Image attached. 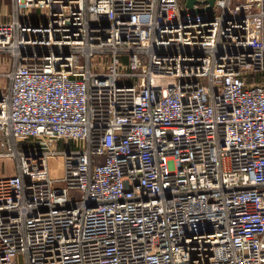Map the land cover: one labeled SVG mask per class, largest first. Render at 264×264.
Returning <instances> with one entry per match:
<instances>
[{
    "label": "built area",
    "instance_id": "obj_1",
    "mask_svg": "<svg viewBox=\"0 0 264 264\" xmlns=\"http://www.w3.org/2000/svg\"><path fill=\"white\" fill-rule=\"evenodd\" d=\"M187 1L13 0L0 264H264V0Z\"/></svg>",
    "mask_w": 264,
    "mask_h": 264
},
{
    "label": "rangeland",
    "instance_id": "obj_2",
    "mask_svg": "<svg viewBox=\"0 0 264 264\" xmlns=\"http://www.w3.org/2000/svg\"><path fill=\"white\" fill-rule=\"evenodd\" d=\"M6 2L8 3L9 1L6 0ZM33 13H34V16H36L38 14V11L34 10ZM9 62L11 63L10 56L6 53H0V91L1 90L4 91L8 87V80L6 78V73L11 68V64ZM60 145L64 146V142H61ZM21 146H24V145L21 144ZM10 165L13 167L14 163L11 162ZM6 173H13V170L10 171L9 169L8 171H6ZM0 174H2V171H0ZM54 176H58V174L55 173Z\"/></svg>",
    "mask_w": 264,
    "mask_h": 264
},
{
    "label": "crops",
    "instance_id": "obj_3",
    "mask_svg": "<svg viewBox=\"0 0 264 264\" xmlns=\"http://www.w3.org/2000/svg\"><path fill=\"white\" fill-rule=\"evenodd\" d=\"M8 1L9 2L7 3L6 0H0V23L8 22L12 18L13 0H8ZM0 171H2L1 166H0Z\"/></svg>",
    "mask_w": 264,
    "mask_h": 264
},
{
    "label": "water",
    "instance_id": "obj_4",
    "mask_svg": "<svg viewBox=\"0 0 264 264\" xmlns=\"http://www.w3.org/2000/svg\"><path fill=\"white\" fill-rule=\"evenodd\" d=\"M195 2H196V0H188L187 1V6L191 8ZM210 2H211V6H213L214 5V0H210ZM195 11L199 12V11H201V9H197Z\"/></svg>",
    "mask_w": 264,
    "mask_h": 264
}]
</instances>
